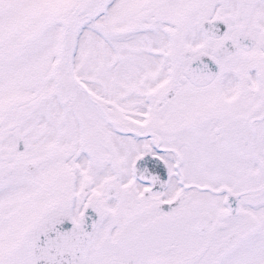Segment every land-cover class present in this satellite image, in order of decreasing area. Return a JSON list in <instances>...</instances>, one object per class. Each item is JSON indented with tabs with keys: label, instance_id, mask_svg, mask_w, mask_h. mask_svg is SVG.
Returning <instances> with one entry per match:
<instances>
[{
	"label": "snow or ice",
	"instance_id": "snow-or-ice-1",
	"mask_svg": "<svg viewBox=\"0 0 264 264\" xmlns=\"http://www.w3.org/2000/svg\"><path fill=\"white\" fill-rule=\"evenodd\" d=\"M0 264H264V0H0Z\"/></svg>",
	"mask_w": 264,
	"mask_h": 264
}]
</instances>
